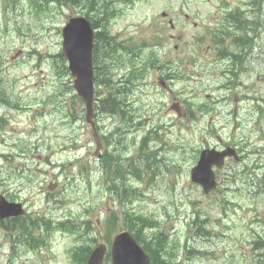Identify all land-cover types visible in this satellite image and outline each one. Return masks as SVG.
Listing matches in <instances>:
<instances>
[{"label": "rangeland", "instance_id": "rangeland-1", "mask_svg": "<svg viewBox=\"0 0 264 264\" xmlns=\"http://www.w3.org/2000/svg\"><path fill=\"white\" fill-rule=\"evenodd\" d=\"M240 1L243 2L241 9L252 2L229 0L235 8ZM43 2L45 4L46 0ZM257 2L264 9V0ZM57 4L50 1L53 12L43 18L38 16L40 20L35 21L29 0H0V72L10 85H14L17 78L15 91L25 101L43 96L50 99L48 108L60 104L65 110L83 111L74 92L67 95V102L63 95L56 101L58 91L67 89L70 83L63 77L60 79L50 57L46 62L44 56L41 67H35L38 58L31 59L28 55L18 64L9 63L17 48L29 52L38 47L44 52L47 50L49 56L60 50L61 29L74 10ZM217 4V0L210 3L188 0L186 6L181 0H114L112 4L106 0L103 10L107 11L108 5L113 6L111 34H118L123 40L133 36L131 42L134 45L144 41L155 43L156 32L163 34L160 27L167 25L168 19L159 16L160 12L162 14L163 10L173 7L184 8L179 22H190L187 24L189 32H177L178 40L174 43L178 45L177 49L164 52L169 40L163 37L160 40L164 50L158 57L161 56L163 63L173 62L172 76L164 73V68L146 73L141 81L137 79L132 104L145 115L146 126L134 135L113 137L109 152L105 151L106 145H94L93 131L85 122V127L79 130L70 128L67 134L62 119L47 115L34 120L29 113H14L13 121L4 133L7 144L0 145V152L7 158L0 157V192L11 199L10 193L14 194L15 201L25 204L30 218H50L57 229L48 236L47 246H43L40 257L33 252H22L14 258H11L12 247L20 232L11 235L1 230L0 264H70L72 245L81 244L82 238L90 237L97 242H106L104 238L112 229L109 220L112 211L121 217L127 208L158 219L155 226L147 228L143 234L148 240L156 233L165 238L162 252L171 264H235L228 258L238 261L241 253L248 252L249 242L257 240L253 237L264 236V192H258L255 186L264 185V49L253 53L251 59L244 57L237 65L235 61L241 47L230 41L226 42L224 53H235L233 58L223 55V61L207 67H192L193 71L191 66L186 70L176 67V63L186 62L192 54L200 55L199 47L192 49L195 43H185L184 39L190 40L192 34L198 38L193 25L210 22L208 16L216 11ZM250 8L256 9L255 6ZM186 15L190 16L189 21L185 19ZM46 22L48 31L37 36L34 24L45 28ZM263 22L264 14L259 24ZM6 24L9 25L8 32L4 30ZM212 25H217L215 18ZM211 28L204 26V33H212ZM260 38L264 40V34ZM206 51L212 53L208 48ZM124 59L126 54L118 63V77L127 72ZM163 73L165 79H173L161 84ZM196 75H202L204 82L201 85L192 79L184 81ZM228 81L233 84L228 91L220 92L216 88ZM205 82L210 85L204 86ZM184 83L188 84V90L199 87L205 95L220 94L227 100L218 102L216 97H209L210 105L203 108L199 107L204 101L203 94H197L186 102H192L197 111L194 117L190 116L188 105L178 100ZM116 122L107 116L101 118L99 133L109 134L107 131L113 129ZM122 122L125 124L124 120ZM251 126L257 128L251 130ZM55 127H60L59 135L51 133ZM250 130L254 132L250 136L255 145L244 152L242 164L237 165L235 182H232L234 177L227 174V164L217 171V191L205 195L191 180V170L201 149L209 144L247 143L242 136L248 135ZM45 133L49 135L45 137ZM73 145L76 148H72ZM256 145L259 148H254ZM23 154L26 155L22 157ZM127 156L133 157L144 169L141 178L134 173L130 175V181L137 187L129 195L130 201L124 199L122 177L114 179L112 175L111 181L106 183L101 168L103 162L109 164L120 160L126 173L130 167ZM148 163L151 168L147 167ZM228 163L233 164L232 161ZM194 212L200 213L198 223H195ZM261 217L263 223L258 222ZM60 223H67L73 231L59 226ZM199 226L210 229V235L202 234ZM79 235L82 237L77 240ZM19 247L27 249L25 245ZM261 255L263 257L251 264H264V249Z\"/></svg>", "mask_w": 264, "mask_h": 264}, {"label": "water", "instance_id": "water-1", "mask_svg": "<svg viewBox=\"0 0 264 264\" xmlns=\"http://www.w3.org/2000/svg\"><path fill=\"white\" fill-rule=\"evenodd\" d=\"M88 27L89 24L86 21H72L69 28H65L64 51L71 60L73 73L77 76L75 86L79 90V93L84 96L89 117H91L93 104V81L91 74L92 34L88 32ZM208 162L209 157L204 152L195 170L206 167ZM209 177L210 175L207 174L206 179ZM205 185L208 184L205 183ZM23 213L24 210L20 203L8 202L0 195V218ZM105 253L106 247L104 245L100 246L92 253L88 264H103ZM112 258L113 264H150L149 257L127 231H122L116 236L113 243Z\"/></svg>", "mask_w": 264, "mask_h": 264}, {"label": "trees", "instance_id": "trees-1", "mask_svg": "<svg viewBox=\"0 0 264 264\" xmlns=\"http://www.w3.org/2000/svg\"><path fill=\"white\" fill-rule=\"evenodd\" d=\"M99 46V44H97V47ZM108 167H110L111 172L114 174L113 176L114 179H116L118 176L120 177H124L125 175V171H123V164L121 163V161L117 162V164H113L111 162H109ZM135 171H139V169L137 167H134ZM132 187H126V182L124 180H122V191L125 193V195H129L131 193ZM138 216H135L133 214V212H128L125 211L124 213V224L126 227L131 228L134 230L133 228V221L134 219H137ZM141 219V218H140ZM23 226V225H21ZM116 227V224H115ZM138 231V230H137ZM137 237L139 236V233L136 232ZM152 243H146L145 244V248L149 251V253L152 255L153 258V262L154 264H168L167 261L165 260V258L161 257V249L163 248V238L161 235H157L156 238L154 240L151 241ZM91 250V246L89 248H87L86 251H84V253H81L79 255V258L83 259L81 261H78L77 264H84L85 259L87 254L90 252ZM80 252H83V250H81ZM85 255V256H84ZM78 258V260H79Z\"/></svg>", "mask_w": 264, "mask_h": 264}]
</instances>
